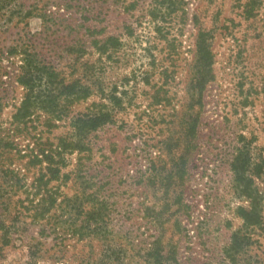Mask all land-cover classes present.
<instances>
[{"label":"rangeland","instance_id":"obj_1","mask_svg":"<svg viewBox=\"0 0 264 264\" xmlns=\"http://www.w3.org/2000/svg\"><path fill=\"white\" fill-rule=\"evenodd\" d=\"M201 32L213 64L195 87ZM26 52L43 78L17 117ZM100 112L111 120L77 134V119ZM241 148L249 169L262 163L264 0H12L0 11V264H157L156 249L163 264H264V174H246L259 203L246 227Z\"/></svg>","mask_w":264,"mask_h":264},{"label":"trees","instance_id":"obj_2","mask_svg":"<svg viewBox=\"0 0 264 264\" xmlns=\"http://www.w3.org/2000/svg\"><path fill=\"white\" fill-rule=\"evenodd\" d=\"M12 0H0V11L9 6V3ZM249 15L251 12L249 10L246 11ZM205 33L201 32L198 36L196 47L198 58L196 60V73H197V81L195 87H202L208 80H210L211 68L213 64L212 53L209 47L206 44ZM115 39L109 38L104 44L103 48H106L109 44L114 45ZM13 53H18L17 49H13ZM23 65H22V73L18 77V81L29 90V93H26L25 100L22 102V106L19 108L17 117L26 116L29 113V106L31 105V95L33 89L38 81L42 80V75L38 70L39 66L37 62L34 60L33 56L30 53L24 54ZM78 85L74 84L72 87H69V91L71 90V94L77 96L79 94V90L76 91L74 88ZM48 97V96H47ZM55 107H59V104L56 103ZM111 120L110 113H98L94 115H86L85 119L79 118L75 122V129L77 134H89L90 132L96 130L98 127L106 124ZM77 144V143H76ZM76 147L83 145H74ZM250 166V156L248 150L245 148L244 150L241 148L239 154L235 157L234 162L232 163V170L234 173V182L237 184V188L240 187L243 193H246L248 198L250 199L249 209L241 208L239 215L244 219L246 223L245 226L248 227L252 225L256 221V217H258V202L253 194V191L250 187L249 182L251 181L250 177L246 176L249 171H252V174H264V159L262 163L255 164L253 168L249 169ZM243 180H247V184L242 185L241 182ZM94 220L97 221V217L94 214L90 213L87 215V223L89 221ZM237 238V235L236 237ZM237 240H234L232 247L237 246ZM152 258H154L157 264H163V261L168 259V256H165L162 253V250L156 249L151 253Z\"/></svg>","mask_w":264,"mask_h":264}]
</instances>
